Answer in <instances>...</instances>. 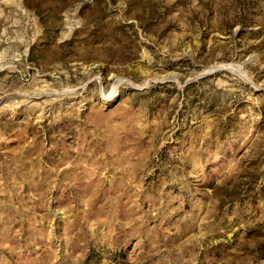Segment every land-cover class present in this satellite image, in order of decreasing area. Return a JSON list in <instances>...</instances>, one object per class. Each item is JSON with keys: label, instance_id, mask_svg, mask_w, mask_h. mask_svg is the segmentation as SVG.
I'll return each mask as SVG.
<instances>
[{"label": "rangeland", "instance_id": "rangeland-1", "mask_svg": "<svg viewBox=\"0 0 264 264\" xmlns=\"http://www.w3.org/2000/svg\"><path fill=\"white\" fill-rule=\"evenodd\" d=\"M0 264H264V0H0Z\"/></svg>", "mask_w": 264, "mask_h": 264}, {"label": "bare ground", "instance_id": "bare-ground-1", "mask_svg": "<svg viewBox=\"0 0 264 264\" xmlns=\"http://www.w3.org/2000/svg\"><path fill=\"white\" fill-rule=\"evenodd\" d=\"M105 97L107 98V99H111V98H113L114 97V93H108L107 95H105Z\"/></svg>", "mask_w": 264, "mask_h": 264}]
</instances>
